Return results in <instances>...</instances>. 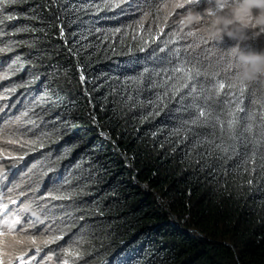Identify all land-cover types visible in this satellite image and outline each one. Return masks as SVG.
Returning <instances> with one entry per match:
<instances>
[{"label": "trees", "instance_id": "1", "mask_svg": "<svg viewBox=\"0 0 264 264\" xmlns=\"http://www.w3.org/2000/svg\"><path fill=\"white\" fill-rule=\"evenodd\" d=\"M167 2L0 0L6 178L61 264H264V79Z\"/></svg>", "mask_w": 264, "mask_h": 264}, {"label": "rangeland", "instance_id": "2", "mask_svg": "<svg viewBox=\"0 0 264 264\" xmlns=\"http://www.w3.org/2000/svg\"><path fill=\"white\" fill-rule=\"evenodd\" d=\"M187 1L188 0H169L164 8L165 15L170 20L177 23L183 32L188 35H190V32L206 35L204 32L199 31V29L201 25L205 28L211 27V17L208 16V11L210 9L212 11L220 10L201 6H187ZM177 5L182 6L178 7ZM189 11L201 14V25H193L191 28H187L182 27L179 24L181 17ZM226 11L227 9L222 10L221 14ZM247 34L250 38L246 41L255 39L257 42L264 43V32H260L258 27L255 29H249ZM7 129L9 130V132H7L8 134L12 132L11 125H9ZM2 144L3 147H5L6 143H3L0 139V145ZM11 144L6 145L11 147ZM9 154H11L10 150ZM7 158H10V156L0 147V202L8 204L7 210L0 209V213H2V215H0V221L11 222L13 219L19 218L20 222L16 225L13 231L0 235V261H2L3 264H61L62 260L58 255L49 253V250L46 248L43 250L40 248L43 243L45 244L44 241L40 242L38 240H28L23 235L27 224L26 219L29 218L28 215L30 214L28 210L29 205L20 200L17 191H13L14 189H12V186L14 183L12 181H7L6 177L8 174L13 175L15 172V169L4 165L5 159L8 160ZM12 200H15L16 203H12ZM0 227L7 226L6 224H2ZM18 257H20V259H17Z\"/></svg>", "mask_w": 264, "mask_h": 264}, {"label": "clouds", "instance_id": "3", "mask_svg": "<svg viewBox=\"0 0 264 264\" xmlns=\"http://www.w3.org/2000/svg\"><path fill=\"white\" fill-rule=\"evenodd\" d=\"M228 2L229 0H215V7L220 11H208V16L211 17L210 28L201 25L200 13L191 11L181 17L179 24L187 28L201 25L199 31L215 41L222 42L225 36L235 41L237 46L230 50V54L234 58L236 69L234 80L240 84L264 79V49L245 51L240 47L242 42L250 38L247 34L249 29L258 27L260 32H264V0H233L231 7L226 6ZM224 9L227 11L221 14ZM19 222V218H15L3 223L11 232Z\"/></svg>", "mask_w": 264, "mask_h": 264}, {"label": "snow or ice", "instance_id": "4", "mask_svg": "<svg viewBox=\"0 0 264 264\" xmlns=\"http://www.w3.org/2000/svg\"><path fill=\"white\" fill-rule=\"evenodd\" d=\"M233 4V0H229L228 2V5H226L227 7H231ZM178 7H181L182 5H177ZM0 51H3V49H0ZM228 88L231 89L233 87H235V85L233 83H229L228 85ZM218 90L219 89H223L225 87V84L223 82H218ZM245 85L244 84H241L240 85V91L241 93L243 92V89H244ZM201 115H203V113H201ZM7 143H12V141H7ZM53 198H64V197H59V196H54ZM12 203H16L15 200H12L11 201ZM0 209H3V210H7L8 209V204L7 203H4V202H0ZM0 215H2V213H0ZM3 222L5 221H0V225L4 224ZM9 232V229L7 227H0V235H3V234H6ZM34 243V241H33ZM68 255H74V256H79V253L74 251V250H70L68 253ZM17 259H20V257H18ZM0 264H3L2 261H0ZM64 264H68V261H65Z\"/></svg>", "mask_w": 264, "mask_h": 264}]
</instances>
